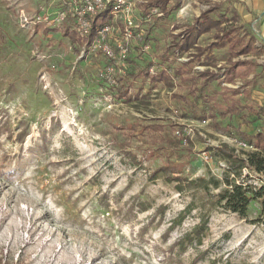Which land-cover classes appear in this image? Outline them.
Instances as JSON below:
<instances>
[{
  "label": "rangeland",
  "instance_id": "rangeland-1",
  "mask_svg": "<svg viewBox=\"0 0 264 264\" xmlns=\"http://www.w3.org/2000/svg\"><path fill=\"white\" fill-rule=\"evenodd\" d=\"M148 1L127 0L90 48L63 32L80 34L95 0H0V264H264V198L243 217L220 197L235 184L264 193V173L240 160L252 151L243 133H264L256 28L235 0H182L169 15L145 13ZM206 10L227 44L180 51ZM241 38L250 52L232 61L257 64L229 80ZM146 66L169 82L145 79ZM114 79L131 83V101ZM251 142L264 151V138Z\"/></svg>",
  "mask_w": 264,
  "mask_h": 264
},
{
  "label": "trees",
  "instance_id": "trees-1",
  "mask_svg": "<svg viewBox=\"0 0 264 264\" xmlns=\"http://www.w3.org/2000/svg\"><path fill=\"white\" fill-rule=\"evenodd\" d=\"M182 0H150L148 3L145 4L143 7L144 12L149 14L152 12L153 9H158L159 13L161 15H169L173 10L177 9L180 7ZM114 4L110 3L106 8L98 10L95 15L89 16V19L91 20V27L88 31V33L82 35L81 33L75 29L72 31H69L68 28L64 30V34L66 35H71L74 39H76L79 43L82 42V44L85 43H92L95 39L98 38L100 35V31L103 27L106 25H111L113 24V19H114ZM210 10H206L202 12L200 17L196 19V22L192 24L189 27V32L188 34L184 36L183 41H181L180 44H176L178 46L179 50L184 52V51H189L190 48H195L196 49V54L199 56L205 53H208L213 47H221L226 45V36L230 34L224 27H222L223 21L218 19H212L210 17H207L206 20H202L201 17L203 18L205 15L208 14ZM236 19L239 20L238 15H236ZM37 29L39 28L38 25L36 26ZM212 28H217L218 33L216 34V40H214L210 45L207 46H201L197 44V38L201 34L210 31ZM52 29L46 27L43 32H48L51 31ZM236 50L232 52L231 54V68L228 73V78L229 80H233L234 76L237 74L239 71L240 73L243 72V69L248 68L246 70L247 75L254 69L253 66L257 63L250 61V60H242L240 62L232 61L236 56L242 53H249L250 52V45L244 44V39H239L236 42ZM253 43V42H252ZM251 44V43H250ZM254 48L256 47V44L253 43ZM211 64V63H209ZM179 73L182 74L181 69H177ZM140 74L145 78L149 79L150 81L157 82V81H168L170 80V76L168 71L164 68L161 69L160 71H156L154 73L151 72L150 67L146 66L142 69ZM202 77L204 78H215L216 73L211 71V70H206L204 72L200 73ZM185 81L189 80L188 78H184ZM117 87L115 88L118 93L122 96H127L125 97L126 100L131 101L133 99L132 96L129 95V90L127 89L128 86L131 84L130 82H127V84L119 85V81H117ZM123 86V87H122ZM237 92V91H236ZM263 110L264 109H260ZM148 128V127H147ZM156 129V130H161L164 129L163 125H157L153 126L151 125L149 129ZM245 137H248L246 139L247 141L251 142L253 138H256L258 140H261L264 138V133L258 132L254 137L248 135L247 133H243ZM259 148V147H258ZM245 164L253 168L254 170L264 173V151L263 149L255 150V151H248L247 157L241 158ZM231 185V184H230ZM232 187L230 189L224 190L220 197L225 201V205L233 210L234 212H238L241 216L245 217L247 216V211L248 207L253 199L256 197H263L264 198V193L262 192H254L248 189L243 184H235L231 185ZM263 204V210H264V199L262 201ZM200 230V229H198ZM181 243L184 242L183 239H181ZM188 242H191V239L189 237Z\"/></svg>",
  "mask_w": 264,
  "mask_h": 264
},
{
  "label": "built area",
  "instance_id": "built-area-1",
  "mask_svg": "<svg viewBox=\"0 0 264 264\" xmlns=\"http://www.w3.org/2000/svg\"><path fill=\"white\" fill-rule=\"evenodd\" d=\"M89 1V0H88ZM110 1H113V4H114V10H113V14H114V18L118 16V12L120 11L119 8L123 5V4H127L125 3L127 0H110ZM131 4V3H130ZM103 6H104V3H103V0H95V4L93 5V3H91L89 6H88V10L85 11V15H82V22H81V27H80V32L82 35L88 33L90 27H91V20L89 19V16H93L96 14V12L98 10H101L103 9ZM126 26L124 27L125 29V34L127 36H131L132 35V29L134 28L135 24H134V19H133V16L131 15L130 13V8H129V14L126 16ZM112 27V24L111 25H106L105 27H103L100 31V35L98 36L97 39H95L92 43H85V46H88L91 48V45H93L98 39H100V37L102 35H104L105 33L107 34L109 32V30L111 29ZM105 34V35H106ZM104 35V36H105ZM105 38V37H104ZM104 42V45H103V51L104 53L113 58L115 57V51L114 49L108 45L106 43V41H103ZM92 47H95V46H92ZM118 51L121 55V57H126V54L128 52V47L126 45H122L120 44L119 47H118ZM114 69L111 68V71H113ZM152 73H154L155 71H153V69L151 68L150 69ZM114 82L117 83L114 79ZM241 143V146L243 145L242 148H247L249 150H252V151H255L257 150L258 148L256 147V145H254L252 142H249V141H242L240 142Z\"/></svg>",
  "mask_w": 264,
  "mask_h": 264
},
{
  "label": "crops",
  "instance_id": "crops-1",
  "mask_svg": "<svg viewBox=\"0 0 264 264\" xmlns=\"http://www.w3.org/2000/svg\"><path fill=\"white\" fill-rule=\"evenodd\" d=\"M234 7L241 25L248 24L256 28L254 33L261 43L255 44L264 48V0H235Z\"/></svg>",
  "mask_w": 264,
  "mask_h": 264
}]
</instances>
